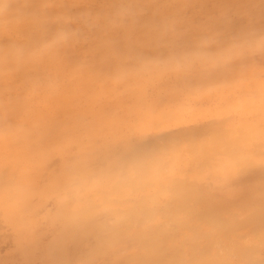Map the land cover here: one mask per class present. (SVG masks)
Instances as JSON below:
<instances>
[{
    "label": "snow or ice",
    "instance_id": "snow-or-ice-1",
    "mask_svg": "<svg viewBox=\"0 0 264 264\" xmlns=\"http://www.w3.org/2000/svg\"><path fill=\"white\" fill-rule=\"evenodd\" d=\"M145 2L138 7L147 12ZM122 3L107 0V8ZM198 4L157 0L162 11L147 19L103 11L85 17L67 3L37 4L22 34L24 64L47 53L86 68L108 90L99 99L93 93L95 112L48 114L30 133L27 152L43 161L29 174L24 207L31 222L0 251V264H264V0L259 23L255 0ZM99 35L111 37L103 55ZM140 42L154 53L145 55ZM6 47L11 52L14 45ZM149 62L158 69L152 77L131 79ZM16 63L9 55L7 70L20 71ZM257 67L258 122L252 115L235 123L249 96L242 89L228 105L205 99L210 87L241 85ZM24 80L49 83L39 66L29 67ZM9 99L20 105L25 96ZM0 124L16 127L11 114ZM178 156L187 166L177 165ZM18 177L6 168L0 193L10 199ZM70 226L99 233L86 258H68ZM153 249L174 258H149ZM193 250L248 258H184Z\"/></svg>",
    "mask_w": 264,
    "mask_h": 264
},
{
    "label": "rangeland",
    "instance_id": "rangeland-1",
    "mask_svg": "<svg viewBox=\"0 0 264 264\" xmlns=\"http://www.w3.org/2000/svg\"><path fill=\"white\" fill-rule=\"evenodd\" d=\"M38 4L39 0H35ZM38 1V2H37ZM51 3H67L71 6L74 14L89 16L96 12H108L110 15L117 13L121 15L143 14L147 19L150 15H156L162 10L157 6V0H146L144 7H138L140 0H123L118 8H107V0H48ZM167 2V0H160ZM216 0H199V7L213 8ZM253 9L257 23L260 19L259 0H255ZM37 6V5H35ZM31 17L33 15L30 13ZM24 30L7 32L0 42V122L10 114L14 117L16 127L12 131H6L0 124V174L6 168H11L13 173H19L18 187L14 190L11 198L0 193V251H7L15 243V233L25 228L31 217L25 210V202L28 198L29 174L41 167L43 161L38 157L31 156L27 152L30 133L40 125L48 114H63L74 116L76 114L87 115L95 112L94 101L107 92L104 83H98L90 75L86 68H70L59 64L50 54H45L43 58L36 59L32 65H25L21 53L23 44L22 34ZM109 35H99L95 37V45L102 50L106 49ZM117 39H123L118 36ZM17 42L19 47L17 53L15 48L9 52L6 47L9 42ZM140 50L148 55L154 53L151 46L140 42ZM78 51V50H73ZM11 55L17 62L16 66L20 71L9 72L7 70V58ZM39 66L46 70L49 83L45 85L25 83L24 74L29 67ZM157 66L152 63H145L142 67L135 69L131 74V79L137 82H146L157 72ZM261 70L257 67L249 70L248 79L241 85H222L210 87L207 90L205 99L218 105H228L230 101L238 97L242 89L249 94L246 102L239 106L234 112L235 123H247L252 115H255L257 122L261 113L262 105L260 100ZM114 87V86H113ZM22 93L25 96L23 104H16L9 99ZM178 166H187L186 157H176ZM73 234L72 243L68 249V258H86L94 247L99 244L95 238L96 232H91L82 228L70 226ZM96 240V241H95ZM193 256L192 260L204 259H225L230 258L243 261L248 257L242 253L234 252L226 257L222 251H218L214 256H200L195 250L189 252Z\"/></svg>",
    "mask_w": 264,
    "mask_h": 264
},
{
    "label": "bare ground",
    "instance_id": "bare-ground-1",
    "mask_svg": "<svg viewBox=\"0 0 264 264\" xmlns=\"http://www.w3.org/2000/svg\"><path fill=\"white\" fill-rule=\"evenodd\" d=\"M35 2V0H7V7H0V42L3 41L4 35L7 32L21 29L26 30L32 25L33 18L30 13L32 14L36 8L35 5H37V3ZM45 2H48V0H39L38 4ZM49 3L51 2L49 1ZM56 11H59V9H56ZM12 44L14 45L13 48H15V51L19 53L17 51L19 47L18 41L12 42ZM93 239H96L97 242L100 243L99 233H97V236H95V238L93 237ZM149 258L166 259L174 257L165 255L159 249H153ZM184 258L193 259V256L188 253Z\"/></svg>",
    "mask_w": 264,
    "mask_h": 264
}]
</instances>
